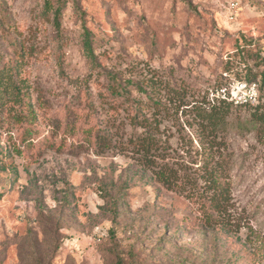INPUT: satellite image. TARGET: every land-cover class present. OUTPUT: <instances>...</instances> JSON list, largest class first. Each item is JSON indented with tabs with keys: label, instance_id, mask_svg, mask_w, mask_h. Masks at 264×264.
<instances>
[{
	"label": "rangeland",
	"instance_id": "374dc122",
	"mask_svg": "<svg viewBox=\"0 0 264 264\" xmlns=\"http://www.w3.org/2000/svg\"><path fill=\"white\" fill-rule=\"evenodd\" d=\"M62 4L59 31L58 0H0V73L23 82L20 99L0 93V264H264V138L250 107L234 104L223 137L238 233L202 226L126 151L139 107L182 154L183 134L195 139L194 105L224 99L222 87L235 102L251 97L240 78L246 66L264 71V0ZM129 80L148 82L151 98L135 86L113 94Z\"/></svg>",
	"mask_w": 264,
	"mask_h": 264
},
{
	"label": "trees",
	"instance_id": "16d2710c",
	"mask_svg": "<svg viewBox=\"0 0 264 264\" xmlns=\"http://www.w3.org/2000/svg\"><path fill=\"white\" fill-rule=\"evenodd\" d=\"M59 6L54 9V23L56 28L61 29L62 11L65 6L63 0H58ZM62 2V3H61ZM51 9V5L47 4ZM84 25L83 44L86 56L89 61H98L94 51L92 33ZM251 46L252 44H245ZM245 46L236 48V53L240 59L245 56ZM261 65H264V58H259ZM224 73L232 74L235 67L234 62H228ZM246 76L240 78L248 86L256 84L258 86V103L251 105L246 102L236 107H250L252 109L253 121L258 126V132L264 138V71L260 76L252 77L245 68ZM3 73H0V93L20 99L22 96V84L15 75L11 74L9 84L3 83ZM126 84L113 86V94L122 96L128 91V87L135 86L136 90L148 95L151 98L148 82L134 83L129 81ZM224 85V84H222ZM222 85L215 84L217 87ZM24 86V85H23ZM225 88V87H224ZM223 89V87L221 88ZM234 102L227 99L216 98L213 102L194 105L193 110L198 120L197 127L194 128V136L199 149L187 148L192 145L195 139L183 134V146L180 149L183 153L175 151L165 139V134L161 131V122L157 118L148 117L145 112L138 108V120H135L134 127L138 129V136L130 138L127 152L132 154V159L138 164L140 170L149 175L152 183L161 189L173 192L186 199L197 212V219L202 226L208 229L220 228L228 233H238L235 223L228 218L230 207V185L227 181L226 156L223 155V137L229 130L228 116L234 109ZM101 146L111 144L105 140L104 136L98 134L96 142ZM118 264H122L121 259Z\"/></svg>",
	"mask_w": 264,
	"mask_h": 264
},
{
	"label": "built area",
	"instance_id": "2783aa9c",
	"mask_svg": "<svg viewBox=\"0 0 264 264\" xmlns=\"http://www.w3.org/2000/svg\"><path fill=\"white\" fill-rule=\"evenodd\" d=\"M239 4L234 2L229 7V15L228 18L230 21H234L236 18V13L238 12ZM245 89L247 92L251 94V97L249 99L245 98L244 101H236L230 96L229 90L227 88L222 89V96H224V99H227L229 101H233L237 105L249 102L251 104H257L258 103V89L256 84H252L251 86H248L247 84H244Z\"/></svg>",
	"mask_w": 264,
	"mask_h": 264
}]
</instances>
